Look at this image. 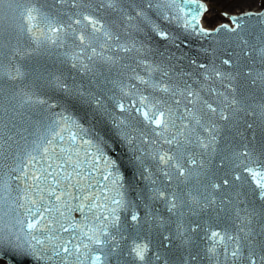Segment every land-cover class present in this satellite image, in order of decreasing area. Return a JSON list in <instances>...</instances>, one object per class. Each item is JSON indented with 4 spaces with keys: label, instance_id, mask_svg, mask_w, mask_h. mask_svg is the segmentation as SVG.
Returning a JSON list of instances; mask_svg holds the SVG:
<instances>
[{
    "label": "water",
    "instance_id": "water-1",
    "mask_svg": "<svg viewBox=\"0 0 264 264\" xmlns=\"http://www.w3.org/2000/svg\"><path fill=\"white\" fill-rule=\"evenodd\" d=\"M205 2L0 0V258L264 264V7Z\"/></svg>",
    "mask_w": 264,
    "mask_h": 264
},
{
    "label": "rangeland",
    "instance_id": "rangeland-1",
    "mask_svg": "<svg viewBox=\"0 0 264 264\" xmlns=\"http://www.w3.org/2000/svg\"><path fill=\"white\" fill-rule=\"evenodd\" d=\"M210 3L209 11L203 16V20L213 28L221 21L229 19L230 13L238 11L260 9L264 6V0H205ZM210 12V13H209ZM208 14V15H207ZM0 264H8L0 259Z\"/></svg>",
    "mask_w": 264,
    "mask_h": 264
},
{
    "label": "bare ground",
    "instance_id": "bare-ground-1",
    "mask_svg": "<svg viewBox=\"0 0 264 264\" xmlns=\"http://www.w3.org/2000/svg\"><path fill=\"white\" fill-rule=\"evenodd\" d=\"M206 2H208V1H206ZM257 10H258V9H257ZM209 13H210V12H209ZM207 15H208V14H207ZM229 16H230V15H229ZM222 22H223V21H221L220 23H222ZM226 22H227V23H230V24L232 23V22L230 21V19H227ZM203 25H204L205 27H209V25H207V23L205 22V20H203Z\"/></svg>",
    "mask_w": 264,
    "mask_h": 264
}]
</instances>
